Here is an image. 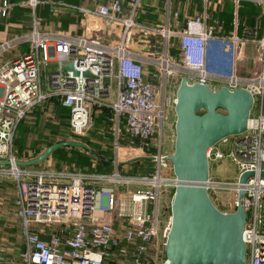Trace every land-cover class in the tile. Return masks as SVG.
Returning <instances> with one entry per match:
<instances>
[{
    "label": "built area",
    "instance_id": "obj_1",
    "mask_svg": "<svg viewBox=\"0 0 264 264\" xmlns=\"http://www.w3.org/2000/svg\"><path fill=\"white\" fill-rule=\"evenodd\" d=\"M241 1L261 9L259 39L238 35L237 11L233 32L218 36L217 28L208 26L202 14L186 17L184 28L174 32L139 23L142 0H106L91 8L53 4L57 7L52 12L61 8L81 16L85 32L79 36L41 32L34 20L29 32L0 43V55L26 46L0 63V162L8 163L0 166V172L8 171L17 185L22 180L24 186L15 211L23 243L20 262H6L0 253V264H169L165 243L171 218L160 224L159 216L163 190L174 191L179 185L169 161L173 146L166 148L163 142L167 108L174 110L176 104L172 91L177 76L188 85H206L211 91L243 89L252 97L246 131L207 151L208 161L229 160L236 168V180L216 182L208 176L203 186L208 195L214 190L236 194L243 190L245 264H264V179L260 178L264 171V0H233L236 9ZM36 4L27 1L31 9ZM9 8L6 0L0 1V15ZM88 29L94 34L88 35ZM136 31L160 36L162 51L156 56L133 51L129 43ZM171 39L178 41L177 61L168 53ZM212 42L220 52H229L233 61L242 45H256L258 71L251 77L238 76L235 69L228 75L209 72L206 61ZM63 65L72 70H62ZM156 85L160 91L155 92ZM50 99L67 111L71 135H82L91 126L92 111L108 112V135L116 156L111 173L57 174L15 165L16 127ZM219 145L230 150L226 153ZM120 154L129 156L126 162H147L151 167L139 175H122L117 168ZM247 172L254 176L240 185L239 177Z\"/></svg>",
    "mask_w": 264,
    "mask_h": 264
},
{
    "label": "rangeland",
    "instance_id": "obj_2",
    "mask_svg": "<svg viewBox=\"0 0 264 264\" xmlns=\"http://www.w3.org/2000/svg\"><path fill=\"white\" fill-rule=\"evenodd\" d=\"M13 1V0H12ZM16 2L22 0H14ZM28 1V0H27ZM36 1V0H35ZM11 2V1H10ZM14 3V2H13ZM243 3H248L243 1ZM13 6V5H12ZM27 9L30 8L27 6ZM24 7V8H26ZM24 8H15L13 11H8L4 16L0 15V30L1 36L4 38L11 35L19 36L26 34L30 31L33 21L37 23L39 28V19L33 15V12H29ZM23 9V10H22ZM249 12L245 15L246 19H250L249 23L243 25L241 22L244 15H237L238 18V30L239 36L244 35L251 39H259L260 24L262 21V12L260 7L255 4L247 8ZM242 16L240 19L239 17ZM241 20V21H240ZM228 30L215 29V34L221 36ZM80 31H75L79 34ZM229 32V31H228ZM228 35L225 36H229ZM158 46L162 44L160 36L157 35ZM160 49V48H159ZM14 54V52H8L6 54ZM168 53L171 57L179 58V49L176 39H171L168 44ZM240 56L235 61L232 60L230 53L227 51L220 52L217 49V43L212 42L209 46L206 68L209 72L228 75L235 69V73L238 76L251 77L254 72L258 71L259 65L257 62L258 49L256 45L244 44L240 47ZM3 55H0L2 59ZM177 61V60H176ZM181 79L179 76L175 77V87L172 93H176ZM218 86L217 84H214ZM160 91V88L156 85L155 92ZM105 110L92 111L91 126L82 133V135H71L69 133L67 125V114L64 110L56 106L54 102L44 104L38 111H33L16 127L12 138V156L16 161L30 160L38 156L47 146L59 143L63 141H75L83 144L89 151H91L97 158L89 155L88 152L81 149L65 148L63 150L54 152L53 157L47 158L46 164L42 165V162L36 164L37 166H31L34 170H47L53 173H69L80 172L79 170L90 169L99 171V174H109L114 170L112 163L116 162V156L111 149L110 142L107 137L110 133V125L106 122L107 113ZM175 114L173 108H167L165 123L163 126V142L164 146L172 147L174 145V131ZM233 141L230 138L229 143ZM220 148H225L224 145H219ZM230 149L225 148L226 153ZM74 151V152H72ZM80 155L87 157L85 161L80 159ZM129 156L121 155L118 160L126 162ZM99 159H103L106 162H102ZM110 162V164L108 163ZM128 162L127 164H129ZM126 164V165H127ZM118 165V171L122 175H139V173H145L146 169L151 167L147 162H133L126 167ZM209 176L216 182H230L235 181L237 178V171L234 165L229 160H223L222 162L214 163L208 161ZM27 168V167H25ZM113 169V170H112ZM87 170V171H88ZM83 173H95V172H83ZM22 180H19V185L16 184L12 175L8 171L4 170L0 172V253L1 257L6 262H20L19 254L21 250V230L15 217V211L17 209V203L20 192L24 190ZM102 188H104L102 186ZM174 191L167 189L163 190L160 203V224L170 217V204ZM210 199L214 206L222 213H234L236 211V198L237 194L229 190H214L209 193ZM101 198V193L97 195V204ZM164 207V212L162 210ZM96 215H99V206H97Z\"/></svg>",
    "mask_w": 264,
    "mask_h": 264
},
{
    "label": "water",
    "instance_id": "obj_3",
    "mask_svg": "<svg viewBox=\"0 0 264 264\" xmlns=\"http://www.w3.org/2000/svg\"><path fill=\"white\" fill-rule=\"evenodd\" d=\"M61 69L72 70L70 65ZM251 108L252 97L243 89L229 91L221 87L211 91L206 85H188L186 79H181L174 106L173 155L169 159L179 181L171 199V226L165 243L169 264H245L243 190L237 192L236 211L226 214L214 206L203 184L209 176L207 151L225 138L243 134ZM60 148H76L92 154L79 142L63 141L15 165L39 164ZM7 165L0 162V166ZM253 176L252 172L244 173L238 183L243 185ZM260 178L264 179V171Z\"/></svg>",
    "mask_w": 264,
    "mask_h": 264
},
{
    "label": "crops",
    "instance_id": "obj_4",
    "mask_svg": "<svg viewBox=\"0 0 264 264\" xmlns=\"http://www.w3.org/2000/svg\"><path fill=\"white\" fill-rule=\"evenodd\" d=\"M1 1V0H0ZM10 4V8L7 10L13 11L15 8H24L27 5V0L22 1H12L6 0ZM11 1V2H10ZM14 2V3H13ZM36 6L31 8H24L28 12L31 10L33 15H35L39 19V28H37L41 32H50V33H61L70 36H79L85 32L84 22L81 20V16L74 11H68L57 8L55 12H52V8H56L57 6H53L54 3H62L65 5L75 6V7H85L91 8L95 5H101L106 2V0H36ZM13 5V6H12ZM28 6V5H27ZM252 6L251 3H243L241 1L239 6L235 7L233 0H221L217 2V0H142V10L138 22L147 26V27H156V28H168L171 31L177 32L184 28L186 17H191L195 14H202L207 16L206 24L208 26H214L218 29L224 28L228 30L227 32L222 31L221 36L228 35L233 32V20L234 13L237 11V15H244V18L240 16L239 18L244 25L249 23L250 19H246L245 15L249 12L247 8ZM23 10V9H22ZM6 12V13H7ZM94 22H99L97 20H93ZM246 22V23H245ZM93 24V22H92ZM98 24V23H97ZM4 30V29H3ZM3 30H0L3 32ZM80 31L79 34H76L75 31ZM86 33L88 35L94 34L91 30H87ZM15 37V35H11L10 37L4 38L0 35V43L5 42L11 38ZM157 36L154 34H150L147 32L136 31L133 35V39L130 40L129 47L139 54L145 56H156L159 52L162 51V46L157 45ZM178 45V41H177ZM160 48V49H159ZM26 46H21L17 52L25 51ZM10 54H3L2 59H0V63L9 60L16 56L18 53L16 51H12ZM19 126V125H18ZM75 149V148H74ZM37 157V156H36ZM48 158V157H47ZM47 158L45 160H47ZM31 160V159H30ZM42 162V165H45L46 161ZM28 161V160H25ZM22 162V161H19ZM123 167L130 165L128 162H121ZM127 164V165H126ZM37 166V165H33ZM27 168H35V167H27ZM88 170V169H87ZM79 170L81 173L83 172H95L99 171L91 170L90 171ZM113 170V169H112ZM17 223L19 224L18 219L16 218ZM38 229V228H36ZM48 232V228L44 229ZM43 237V235L41 236ZM21 243V250H23V243Z\"/></svg>",
    "mask_w": 264,
    "mask_h": 264
},
{
    "label": "trees",
    "instance_id": "obj_5",
    "mask_svg": "<svg viewBox=\"0 0 264 264\" xmlns=\"http://www.w3.org/2000/svg\"><path fill=\"white\" fill-rule=\"evenodd\" d=\"M244 25V24H243ZM260 35H261V31H260ZM49 102L51 103V102H54L55 104H56V106H58L59 108H61L59 105H58V103H57V101L56 100H53V99H50L48 102H47V104H49ZM39 109V108H38ZM38 109H36V111H38ZM62 110H64L65 112H66V114H67V111L65 110V109H63V108H61ZM98 110V109H97ZM99 110H102V109H99ZM105 113H107L108 114V112L106 111ZM21 123V122H20ZM19 123V124H20ZM18 124V125H19ZM109 124V123H108ZM110 125V124H109ZM108 138V141L109 140H111V137H107ZM48 147V146H47ZM63 149H65V148H60V149H57V150H55V151H53L49 156H51V158L53 157V155H54V152H57V151H60V150H63ZM73 149V148H72ZM72 152H74V151H72ZM92 153V152H91ZM89 155H91L92 157H94V158H97L93 153L92 154H90L89 153ZM86 158L87 157H84V156H81L80 155V159L82 160V161H85L86 160ZM98 160H101L102 162H106L105 160H103V159H99L98 158ZM136 162H138V161H136ZM107 163V162H106ZM109 164H110V162H108Z\"/></svg>",
    "mask_w": 264,
    "mask_h": 264
}]
</instances>
